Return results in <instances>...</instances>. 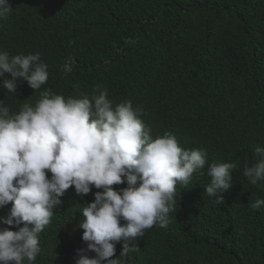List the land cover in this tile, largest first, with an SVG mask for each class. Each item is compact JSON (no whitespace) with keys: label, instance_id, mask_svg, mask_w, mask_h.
Masks as SVG:
<instances>
[{"label":"trees","instance_id":"trees-1","mask_svg":"<svg viewBox=\"0 0 264 264\" xmlns=\"http://www.w3.org/2000/svg\"><path fill=\"white\" fill-rule=\"evenodd\" d=\"M8 3L13 10L0 19V51L39 53L48 65V80L36 91L24 80L16 93L0 85L11 113L34 106L46 89L65 98L107 90L113 105L130 100L142 110L153 138L172 133L181 148L206 150L204 168L186 187L176 185L167 227L154 225L131 241L139 251L119 257L121 264H264V206L251 207L264 199V181L252 185L243 175L258 161L255 148L264 147V0ZM213 162L237 165L222 203L205 193ZM96 191H65L39 234L33 264H76L87 247L79 209ZM122 245L115 244L113 258Z\"/></svg>","mask_w":264,"mask_h":264},{"label":"clouds","instance_id":"clouds-1","mask_svg":"<svg viewBox=\"0 0 264 264\" xmlns=\"http://www.w3.org/2000/svg\"><path fill=\"white\" fill-rule=\"evenodd\" d=\"M12 10L8 0H0V19ZM21 80L40 89L48 80V65L39 53L10 57L0 51V85L16 93ZM40 97L18 113L0 100V209L12 205L0 223L17 229L0 227V264L36 261L39 234L72 186L82 196L98 189L79 209L87 247L78 250L76 264H121L119 257L139 251L131 241L154 225L167 227L177 203L176 185L186 187L204 168L206 150H185L172 133L153 138L140 118L142 110L130 100L113 105L107 90L65 98L46 89ZM255 154L258 161L243 170L252 185L264 181V147L257 146ZM234 169V162L211 163L205 193L222 203L220 194L232 186ZM121 184L126 186L115 187ZM262 206L264 199L251 204ZM120 241L122 251L113 258Z\"/></svg>","mask_w":264,"mask_h":264}]
</instances>
